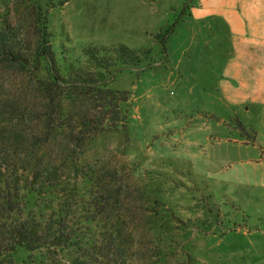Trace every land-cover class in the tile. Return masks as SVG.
I'll use <instances>...</instances> for the list:
<instances>
[{
  "label": "rangeland",
  "instance_id": "rangeland-1",
  "mask_svg": "<svg viewBox=\"0 0 264 264\" xmlns=\"http://www.w3.org/2000/svg\"><path fill=\"white\" fill-rule=\"evenodd\" d=\"M52 1L48 28L58 58L64 47L80 56L87 44L151 48L141 66H118L108 76L109 87L130 93L128 152L114 139L92 150L98 166L113 167L123 185L142 191L119 213L137 244L158 247L171 264H264V107L231 112L222 103L217 82L229 47L200 53L197 23L187 16L196 0ZM17 7L0 0V16L16 21ZM167 28L160 43L155 34ZM21 83L17 72L0 68L1 93ZM63 173L77 198H86L75 172ZM58 198L56 191L25 195L24 212L47 214ZM12 264L69 261L63 253L20 249Z\"/></svg>",
  "mask_w": 264,
  "mask_h": 264
},
{
  "label": "trees",
  "instance_id": "trees-1",
  "mask_svg": "<svg viewBox=\"0 0 264 264\" xmlns=\"http://www.w3.org/2000/svg\"><path fill=\"white\" fill-rule=\"evenodd\" d=\"M16 1V21L0 16V68L22 82L17 91H0V264H12L20 249L63 253L69 264H171L158 247L143 250L119 214L142 191L133 193L116 169L92 158L110 139L128 152L130 93L109 87L108 76L118 66H141L151 48L87 44L80 56L64 47L58 58L48 28L53 1ZM170 31L155 38L162 43ZM64 168L85 183L86 198H77ZM50 191L59 198L47 214L24 212L25 195ZM92 227L98 231L91 235Z\"/></svg>",
  "mask_w": 264,
  "mask_h": 264
},
{
  "label": "crops",
  "instance_id": "crops-1",
  "mask_svg": "<svg viewBox=\"0 0 264 264\" xmlns=\"http://www.w3.org/2000/svg\"><path fill=\"white\" fill-rule=\"evenodd\" d=\"M187 16L202 55L211 45L229 47L217 82L225 107H264V0H196Z\"/></svg>",
  "mask_w": 264,
  "mask_h": 264
}]
</instances>
